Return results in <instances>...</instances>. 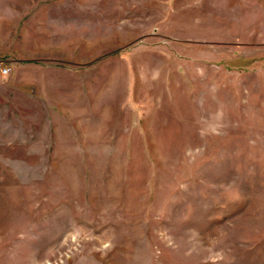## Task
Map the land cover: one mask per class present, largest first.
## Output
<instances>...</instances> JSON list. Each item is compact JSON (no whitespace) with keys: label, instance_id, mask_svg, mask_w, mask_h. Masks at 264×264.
Instances as JSON below:
<instances>
[{"label":"rangeland","instance_id":"rangeland-1","mask_svg":"<svg viewBox=\"0 0 264 264\" xmlns=\"http://www.w3.org/2000/svg\"><path fill=\"white\" fill-rule=\"evenodd\" d=\"M0 62V264H264V0H0Z\"/></svg>","mask_w":264,"mask_h":264},{"label":"crops","instance_id":"crops-1","mask_svg":"<svg viewBox=\"0 0 264 264\" xmlns=\"http://www.w3.org/2000/svg\"><path fill=\"white\" fill-rule=\"evenodd\" d=\"M50 41V40H49ZM26 44H27V42H25ZM52 43H54V42H52ZM25 44V45H26ZM62 44H63V42H62ZM32 49V48H31ZM47 50H48V52H49V54H48V61H54V62H58L60 59H61V62H64V60H65V54L66 55H68V57L70 58V60L72 59V57H74L75 58V56H74V51H70V49H68V50H65L64 49V46H62L60 49H58V46H56L55 44L52 46V47H48L47 48ZM22 51H23V53H24V55L27 57V56H30V58H25L24 60H25V62H32L33 61V59L34 58H31L32 57V50H30L28 47H24L23 49H22V47L21 48H18V47H14L13 45H9L8 46V50H7V54L6 55H4V57H5V59L6 60H9V61H11V62H17V61H19V62H22V60H23V58H21V56H22ZM76 55V54H75ZM59 56H60V58H59ZM22 59V60H21ZM37 61H39V60H35V62H37ZM41 61H44V59H41ZM16 64H18V63H16ZM29 64H25V72H24V74L23 75H25V78L26 77H28V72H29V70H28V68H29ZM32 66V65H31ZM31 66H30V68H31ZM36 67V66H35Z\"/></svg>","mask_w":264,"mask_h":264},{"label":"built area","instance_id":"built-area-1","mask_svg":"<svg viewBox=\"0 0 264 264\" xmlns=\"http://www.w3.org/2000/svg\"><path fill=\"white\" fill-rule=\"evenodd\" d=\"M10 72L11 69L0 62V74H2L3 76H7L10 74Z\"/></svg>","mask_w":264,"mask_h":264}]
</instances>
